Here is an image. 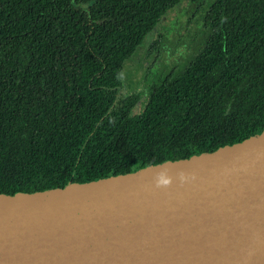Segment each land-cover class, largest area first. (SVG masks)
<instances>
[{
	"label": "trees",
	"instance_id": "1",
	"mask_svg": "<svg viewBox=\"0 0 264 264\" xmlns=\"http://www.w3.org/2000/svg\"><path fill=\"white\" fill-rule=\"evenodd\" d=\"M182 1L0 0V194L125 174L264 131V0H211L200 52L145 99L128 89L126 62Z\"/></svg>",
	"mask_w": 264,
	"mask_h": 264
},
{
	"label": "water",
	"instance_id": "2",
	"mask_svg": "<svg viewBox=\"0 0 264 264\" xmlns=\"http://www.w3.org/2000/svg\"><path fill=\"white\" fill-rule=\"evenodd\" d=\"M0 264H264V131L125 174L1 193Z\"/></svg>",
	"mask_w": 264,
	"mask_h": 264
},
{
	"label": "rangeland",
	"instance_id": "3",
	"mask_svg": "<svg viewBox=\"0 0 264 264\" xmlns=\"http://www.w3.org/2000/svg\"><path fill=\"white\" fill-rule=\"evenodd\" d=\"M211 0H183L157 25L123 70L128 89L145 99L154 84L171 71H181L203 48L208 30L203 13ZM128 90L126 92H131Z\"/></svg>",
	"mask_w": 264,
	"mask_h": 264
}]
</instances>
